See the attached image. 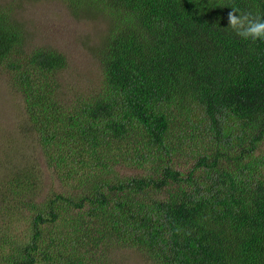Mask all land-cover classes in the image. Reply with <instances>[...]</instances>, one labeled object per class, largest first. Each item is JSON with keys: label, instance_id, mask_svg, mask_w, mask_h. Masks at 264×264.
Returning a JSON list of instances; mask_svg holds the SVG:
<instances>
[{"label": "trees", "instance_id": "16d2710c", "mask_svg": "<svg viewBox=\"0 0 264 264\" xmlns=\"http://www.w3.org/2000/svg\"><path fill=\"white\" fill-rule=\"evenodd\" d=\"M60 1L107 23L102 82L70 99L67 57L0 4V71L69 189L41 199L42 172L9 170L0 264H121L120 248L152 264H264V40L228 22L231 7L264 19V0Z\"/></svg>", "mask_w": 264, "mask_h": 264}, {"label": "rangeland", "instance_id": "374dc122", "mask_svg": "<svg viewBox=\"0 0 264 264\" xmlns=\"http://www.w3.org/2000/svg\"><path fill=\"white\" fill-rule=\"evenodd\" d=\"M16 1L0 0V4L10 3L14 7L31 31L32 37L27 35V40L30 39L35 47H54L67 57L68 67L60 74L65 94L74 100L76 94L87 95L99 90L102 75L93 49L99 43L107 23L101 19H76L60 0ZM24 108L22 96L13 88L9 76L1 70L0 181L6 179L9 170L14 167L31 168L37 173L42 172L39 198L44 199L52 192H67L69 189L48 169L36 133L28 132ZM124 173L127 174L124 170L121 175ZM111 258L121 264H152L143 254L128 248H120L111 254Z\"/></svg>", "mask_w": 264, "mask_h": 264}, {"label": "clouds", "instance_id": "9594fccd", "mask_svg": "<svg viewBox=\"0 0 264 264\" xmlns=\"http://www.w3.org/2000/svg\"><path fill=\"white\" fill-rule=\"evenodd\" d=\"M228 13L229 28L244 39L264 40V19L253 17L251 13H240L235 7H231Z\"/></svg>", "mask_w": 264, "mask_h": 264}]
</instances>
